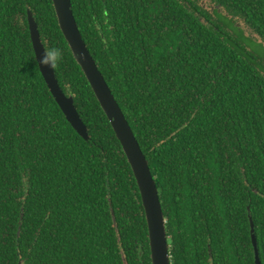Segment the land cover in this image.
<instances>
[{
    "label": "trees",
    "instance_id": "16d2710c",
    "mask_svg": "<svg viewBox=\"0 0 264 264\" xmlns=\"http://www.w3.org/2000/svg\"><path fill=\"white\" fill-rule=\"evenodd\" d=\"M71 3L148 160L171 264H255L250 220L264 264V0ZM28 10L88 140L35 63ZM0 264H152L131 166L51 0H0Z\"/></svg>",
    "mask_w": 264,
    "mask_h": 264
},
{
    "label": "water",
    "instance_id": "95a60500",
    "mask_svg": "<svg viewBox=\"0 0 264 264\" xmlns=\"http://www.w3.org/2000/svg\"><path fill=\"white\" fill-rule=\"evenodd\" d=\"M51 1L53 3L58 26L73 57L89 82L131 166L144 209L148 229L151 263L171 264L170 245L166 232V219L163 215L158 189L152 176L148 160L82 38L73 14L71 0ZM27 23L34 55L38 61L43 56V49H45V47L41 41L38 24L30 10L27 11ZM40 71L49 91L65 115L66 120L83 139L88 140L89 134L87 126L84 124L75 107L73 97L66 95L61 89L54 69L52 70L41 65ZM250 226L251 240L254 249V263L261 264L257 249V240L251 220Z\"/></svg>",
    "mask_w": 264,
    "mask_h": 264
},
{
    "label": "clouds",
    "instance_id": "9594fccd",
    "mask_svg": "<svg viewBox=\"0 0 264 264\" xmlns=\"http://www.w3.org/2000/svg\"><path fill=\"white\" fill-rule=\"evenodd\" d=\"M43 50H44L43 56L38 61L36 60L35 57V63L38 66L39 71L41 65L46 66L53 70L58 66V64L63 59L62 51L59 48H55V47H50L48 49H43Z\"/></svg>",
    "mask_w": 264,
    "mask_h": 264
},
{
    "label": "rangeland",
    "instance_id": "374dc122",
    "mask_svg": "<svg viewBox=\"0 0 264 264\" xmlns=\"http://www.w3.org/2000/svg\"><path fill=\"white\" fill-rule=\"evenodd\" d=\"M206 4H207V2H206ZM206 6L208 7V4H207ZM238 24H239V25H242V26L244 27V29H245V30L247 29V27H246V26H244L243 24H241V22H240V21L238 22Z\"/></svg>",
    "mask_w": 264,
    "mask_h": 264
},
{
    "label": "flooded vegetation",
    "instance_id": "af4514ba",
    "mask_svg": "<svg viewBox=\"0 0 264 264\" xmlns=\"http://www.w3.org/2000/svg\"><path fill=\"white\" fill-rule=\"evenodd\" d=\"M263 68H264V66H263Z\"/></svg>",
    "mask_w": 264,
    "mask_h": 264
}]
</instances>
